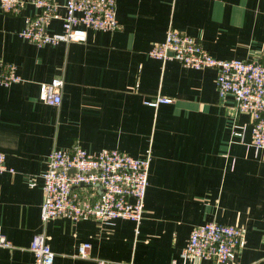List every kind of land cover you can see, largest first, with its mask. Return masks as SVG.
Returning <instances> with one entry per match:
<instances>
[{
	"label": "crops",
	"instance_id": "crops-1",
	"mask_svg": "<svg viewBox=\"0 0 264 264\" xmlns=\"http://www.w3.org/2000/svg\"><path fill=\"white\" fill-rule=\"evenodd\" d=\"M115 1L119 28L41 46L19 35L32 3L17 14L0 7V60L22 76L0 84V150L14 169L0 172V229L12 243L0 248V264H34L29 244L40 231L53 264H213L181 254L191 228L208 220L243 228L235 264H264V149L250 143L251 116L236 111L230 93L218 94L214 67L147 54L172 25L215 57L264 60V0ZM48 29L59 31L60 20ZM55 75L61 102L51 105L38 98L39 83ZM157 95L172 101L146 102ZM74 145L150 153L138 231L127 218L42 222L47 155ZM81 241L91 243L86 257L77 255Z\"/></svg>",
	"mask_w": 264,
	"mask_h": 264
},
{
	"label": "built area",
	"instance_id": "built-area-1",
	"mask_svg": "<svg viewBox=\"0 0 264 264\" xmlns=\"http://www.w3.org/2000/svg\"><path fill=\"white\" fill-rule=\"evenodd\" d=\"M27 3L36 12L25 16L19 31L23 38L38 46L60 42L85 41L87 29L113 30L121 26L116 16L115 0H0L4 12L17 14ZM64 11L61 12L60 8ZM59 19L61 29L50 31L49 24ZM151 57L162 61L175 58L184 66L196 69L214 67L215 86L220 96L230 93L237 112L251 116V140L255 149H264V60L219 58L213 56L195 36L169 25L163 40L147 50ZM22 80L16 65L0 60V84ZM63 78L55 75L39 83L38 98L51 105L61 102ZM172 98L157 95L147 103L171 102ZM243 139V129L232 128ZM151 155L133 156L118 148H104L90 152L80 145L53 148L41 173L43 200L40 208L42 222L56 217L74 221L94 217L110 221L127 218L135 222L138 231L143 217L145 193ZM13 171L5 163L0 150V172ZM244 241L243 228L238 224L208 220L194 225L187 237L182 256L211 259L213 264H235L234 259ZM91 243L81 241L77 255L86 257ZM12 243L0 229V248ZM34 264H53L55 252L47 242L44 231L35 233L29 244ZM95 264H111L109 259L97 257Z\"/></svg>",
	"mask_w": 264,
	"mask_h": 264
}]
</instances>
